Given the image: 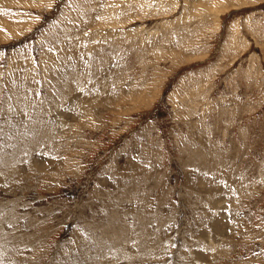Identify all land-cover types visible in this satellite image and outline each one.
<instances>
[{
    "label": "rangeland",
    "instance_id": "1",
    "mask_svg": "<svg viewBox=\"0 0 264 264\" xmlns=\"http://www.w3.org/2000/svg\"><path fill=\"white\" fill-rule=\"evenodd\" d=\"M0 264H264V0H0Z\"/></svg>",
    "mask_w": 264,
    "mask_h": 264
}]
</instances>
